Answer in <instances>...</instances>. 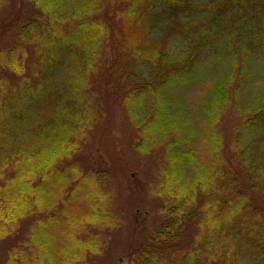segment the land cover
I'll return each instance as SVG.
<instances>
[{"label":"trees","instance_id":"1","mask_svg":"<svg viewBox=\"0 0 264 264\" xmlns=\"http://www.w3.org/2000/svg\"><path fill=\"white\" fill-rule=\"evenodd\" d=\"M26 2L46 17L18 29L19 40L36 50L32 70L20 45L10 50L19 64H5L21 88L10 96L9 80L0 78L11 101H0L11 114L5 122L0 117V241L12 238L3 264H86L85 252L98 248L97 240L80 243L75 233L85 225L110 226L105 191L114 169L98 162V150L89 176L69 162L70 186L63 160L113 102L133 126L130 148L142 156L153 148L162 156L154 194L165 197L164 219L147 247L132 254L136 264L263 261L264 88L254 104L231 107L242 87L259 81L264 0ZM53 22L63 23V33ZM221 67L222 80L206 84V71ZM191 88L206 94L199 121L173 95ZM229 112L238 117L225 148L218 127ZM116 172L115 179L128 182L126 171ZM78 200L84 205H71ZM22 218L31 219L25 235L23 226L17 229ZM56 230L61 252L53 242Z\"/></svg>","mask_w":264,"mask_h":264},{"label":"rangeland","instance_id":"2","mask_svg":"<svg viewBox=\"0 0 264 264\" xmlns=\"http://www.w3.org/2000/svg\"><path fill=\"white\" fill-rule=\"evenodd\" d=\"M2 1L4 3L2 7H0V78H6L9 80L6 81L5 84H10V87H12L10 96H13V93L17 92L14 88L19 90L23 83L21 84L20 82H17L18 79L11 75V69L13 68L8 67L7 65L5 66V64L12 65L13 61L19 64L18 54L15 57L10 54V50L18 45L24 49L26 52V58L24 61L25 68L28 65V71L32 70V66H30L29 63L32 61L34 54L36 53V50L31 43H22L19 40L18 29L21 26L29 24L31 20L45 19L46 16H40L26 6V0ZM64 1L67 3L68 0ZM71 1L75 0H69V2ZM13 12L14 20L13 16L11 17V15H9V13ZM159 12H162V10L155 11V14H158ZM37 23L43 24L41 21H38ZM56 24L57 22H55L54 25L56 26ZM62 25L63 23L58 22L55 27L61 33H63L60 30ZM36 30L40 31L39 29ZM108 35L111 36L110 33H108ZM31 40H33V38ZM256 71L259 72L258 83L254 84L253 78L251 83L242 87L234 106L231 107L233 111H237L238 109L241 110V108L248 103L254 104L253 102H257V94L262 88H264V83L263 85L260 84L262 74L264 73V59L258 62ZM206 72H208L206 76L208 75L209 77L206 79V84L208 85H212L215 82L222 80L224 74L222 67L218 70L211 68ZM28 73L30 74L31 72ZM210 74L213 75V77H210ZM25 76L31 79L26 73ZM57 77L61 79L62 75ZM59 82L60 80L54 83ZM216 85L217 84L215 83V86ZM8 91L9 88L6 85L0 87V101L3 100L7 105L11 102L7 97ZM173 95L178 106L185 108L190 114H192L195 121L201 120L198 113L204 104L206 94H202L197 88H191L183 89ZM18 96L21 98L22 103L25 104L22 96L17 95L15 96V99L17 100ZM91 101L95 102L97 107L98 104L96 100L93 99ZM89 108L91 110L92 106L90 105ZM93 109L95 110L96 108ZM7 115L11 116L9 113L2 110L0 111V117L3 118L2 121L5 122L7 120ZM237 117V113L233 112H229L228 114L223 113L221 117L220 123L222 125L221 127H218V131L223 138L225 148L232 144L233 131H235L236 128ZM115 126L116 130L114 132ZM117 126L119 127V131L117 130ZM7 132L9 134L12 132L10 126H7ZM133 135H135L133 126L125 117L123 107L118 105L117 102H113V104H110L109 108L105 110V113H99L97 121L92 125L84 137L77 140L80 147L70 156V158L63 160V166H66L63 168L64 171L69 170V162H74L77 167L80 168L77 169V167H75V171L79 172V170H81L83 174H88L89 176L94 171L92 170V164L97 157V151L99 150L103 153L104 158L101 155L98 162H103L104 166L109 169H114L112 171L114 174L112 173L110 177L109 172H107V191H105L108 193L110 190L107 198L108 202L111 204L108 208L110 226L85 225L84 227L77 229L75 233V239L80 243H86L90 240H97L98 242L97 245L99 246L98 248H95V252H85L84 261L86 264H136L132 259V254L136 253V251L141 248L147 247L145 245L151 242L153 234L158 229L159 224L163 222L164 218L163 214H161V208L166 207L164 204L165 197H158L154 194L155 192L157 193L158 190L155 187L158 184L159 176L157 170L162 162V156L159 153L156 154L153 148L150 153L143 154V156L135 153L130 148ZM248 142L250 145L254 146L252 138L249 139ZM262 150L264 151V147H262ZM98 162H96V165H98ZM84 165L85 167L81 169ZM118 170H121V175L126 171V174L129 175V179H127L128 182L115 179L118 176V173L116 172ZM66 175L71 179V170H69ZM7 177V173H4V178ZM71 181L69 182L70 186L73 184L74 180L71 179ZM75 204L84 205V202L82 200L73 201L71 205ZM47 214L37 216L46 217L48 216ZM28 220L22 218L17 222V229L23 226L21 228V233L24 235L28 230ZM61 238L62 235L60 234V231L56 230L53 242L55 244V249H58L57 251L59 252L63 250V247H61L62 243H60ZM259 238L264 243V237ZM10 241H12V238L0 241V264L4 263L5 255L3 257L2 253L4 249L6 250L7 244L9 245L11 243ZM178 247L179 249H184L183 244H178ZM175 249L177 250L178 248ZM167 255H164V257ZM240 264H264V260L259 261L256 256L253 258L248 256L243 259V261L241 260Z\"/></svg>","mask_w":264,"mask_h":264}]
</instances>
